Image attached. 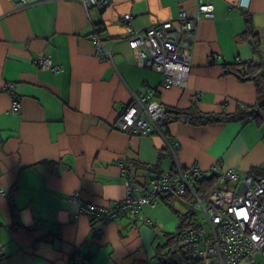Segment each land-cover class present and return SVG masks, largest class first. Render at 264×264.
<instances>
[{
	"label": "crops",
	"instance_id": "0c3cea01",
	"mask_svg": "<svg viewBox=\"0 0 264 264\" xmlns=\"http://www.w3.org/2000/svg\"><path fill=\"white\" fill-rule=\"evenodd\" d=\"M203 1L212 4L213 16L198 21L187 85L165 87L161 72L138 64L123 15L145 30L174 20L179 7L193 16L196 0H110L105 10L89 14L78 0H0L2 264H73L76 249L84 264H131L154 255L156 230L173 218L164 199L104 225L91 222L71 195L78 190L98 205L123 198L118 159L143 183L174 165L160 136L113 126L132 91L151 87L165 108L195 105L203 112H233L257 102L255 82L225 66L237 59L264 61V0ZM98 42L110 56H102ZM40 54L57 70L41 67ZM8 82L14 90L5 89ZM13 98L19 101L15 111ZM164 127L179 142L182 166L264 173V110L246 121L170 118ZM18 221L23 226L13 224Z\"/></svg>",
	"mask_w": 264,
	"mask_h": 264
},
{
	"label": "built area",
	"instance_id": "2783aa9c",
	"mask_svg": "<svg viewBox=\"0 0 264 264\" xmlns=\"http://www.w3.org/2000/svg\"><path fill=\"white\" fill-rule=\"evenodd\" d=\"M24 0H13L14 3ZM85 12L91 8L103 9L109 0H80ZM181 0H176L178 3ZM103 11V10H100ZM213 6L196 0V12L187 16L179 7L175 19L154 23L145 30H136L129 24L131 15H123L127 23L128 45L135 52L137 62L162 73L165 87L187 85L198 21L212 17ZM103 57L110 49L98 42ZM43 68L57 70L51 58L36 57ZM239 60V59H237ZM5 89L14 90L12 82ZM11 109L19 106L16 98ZM165 107L155 96V89L132 91L131 99L118 112L113 126L129 134L158 135L169 151L174 168L162 170L146 185L126 171V161L116 160L124 174V196L111 205H98L84 200L79 191L71 199L80 211L104 219L117 217L123 212L134 216L143 205L154 206L162 196L180 200L189 210L188 224L180 233V240L190 257V263L200 264H264V173L239 172L235 167L218 169L215 165L201 168L195 164L182 166L178 160L176 137H167L162 122ZM212 183L209 184V180ZM153 221L149 217L144 219ZM103 224V223H102ZM82 254L73 251V264H82Z\"/></svg>",
	"mask_w": 264,
	"mask_h": 264
},
{
	"label": "trees",
	"instance_id": "16d2710c",
	"mask_svg": "<svg viewBox=\"0 0 264 264\" xmlns=\"http://www.w3.org/2000/svg\"><path fill=\"white\" fill-rule=\"evenodd\" d=\"M251 28H252L251 23H249L248 29H251ZM225 68L227 71L234 73L240 80L250 79L255 82V85L259 92V97L255 104L244 105V106L240 105L233 112H227V111L203 112L199 110L198 108H196L195 105H190L188 108L166 107L165 108V118L162 122L163 127H164V124L167 122V120H169L170 118L179 119L181 121L192 123V124H204L206 122H212V121H233V120L246 121L249 119H257L259 117L260 111L264 110V61L256 62L253 60H239V61L236 60L232 63H228L225 66ZM167 137L170 138L172 136L167 133ZM210 183H212V179L209 180V184ZM144 184L146 185L147 182H144ZM8 198L9 199L11 198L10 193L8 195ZM162 198H164L165 200L164 202H166L167 205L174 208V205H173V201L175 200L174 198L168 197V196H162ZM10 203H11V207H10L11 214L13 216V219H16L17 212H16L15 204L12 200L10 201ZM173 211L179 217V222H178V225L175 231L173 232L164 231L163 232L165 240L162 243L155 244L154 246L155 253L150 259H136L131 264H193V261L190 263V257L188 256L187 251L182 250V247L184 246H180L178 244V242L180 241L179 237H180L181 231L189 223L188 222L189 210H187L184 213H180L176 209H174ZM88 215L90 216L89 218L91 222L101 221L104 225L109 220H114V219H119L121 217L123 218L125 216H130L128 212H123L117 217H111L107 219H104L99 216H93L90 214ZM134 216H136V214ZM144 219L145 217L143 218V220ZM13 224L18 225V226H23L20 221H18L17 223H13ZM93 231L95 233H98V231H95V230ZM81 254H82V257L84 258L85 255L83 253ZM71 258H73V252H72ZM83 258H82V264H84ZM4 259H5V254L0 249V264H2Z\"/></svg>",
	"mask_w": 264,
	"mask_h": 264
},
{
	"label": "rangeland",
	"instance_id": "374dc122",
	"mask_svg": "<svg viewBox=\"0 0 264 264\" xmlns=\"http://www.w3.org/2000/svg\"><path fill=\"white\" fill-rule=\"evenodd\" d=\"M82 7H83V4L80 0H78ZM109 3H110V0L109 2L107 3V6L103 9H99V10H105L108 6H109ZM95 7L91 8V9H94ZM84 9V7H83ZM97 9V8H96ZM85 11V9H84ZM86 13V12H85ZM173 205H174V208L173 207H170L169 209L171 210V214L173 215V218L172 220L171 219H168V222L165 223V225L163 227H160L158 230H156V235H155V238H154V242L155 243H162L164 242L165 238H164V235H163V231H168V232H173L175 231L177 225H178V222H179V217L177 214L174 213V209L178 210L180 213H184L188 210V208L178 199H175L173 201ZM160 230V231H159ZM178 244L180 246H183L184 242L182 240H180L178 242ZM182 250L185 251V248L182 247ZM193 264H200L198 263L197 261H193Z\"/></svg>",
	"mask_w": 264,
	"mask_h": 264
},
{
	"label": "clouds",
	"instance_id": "9594fccd",
	"mask_svg": "<svg viewBox=\"0 0 264 264\" xmlns=\"http://www.w3.org/2000/svg\"><path fill=\"white\" fill-rule=\"evenodd\" d=\"M21 219H22V222H24V221H23V214H21Z\"/></svg>",
	"mask_w": 264,
	"mask_h": 264
},
{
	"label": "bare ground",
	"instance_id": "6f19581e",
	"mask_svg": "<svg viewBox=\"0 0 264 264\" xmlns=\"http://www.w3.org/2000/svg\"><path fill=\"white\" fill-rule=\"evenodd\" d=\"M175 164L171 166V168H174Z\"/></svg>",
	"mask_w": 264,
	"mask_h": 264
}]
</instances>
